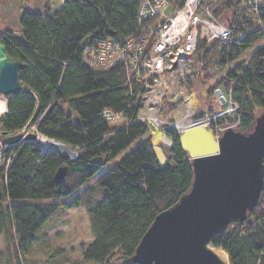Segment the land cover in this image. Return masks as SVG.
Masks as SVG:
<instances>
[{"label":"trees","instance_id":"trees-1","mask_svg":"<svg viewBox=\"0 0 264 264\" xmlns=\"http://www.w3.org/2000/svg\"><path fill=\"white\" fill-rule=\"evenodd\" d=\"M140 3L65 0L55 13L25 12L20 31L0 32L7 57L22 64L19 81L26 89L6 96L2 133L12 135L31 127L77 150L72 159L39 141H23L6 152L8 156L13 151L15 156L8 169L0 167V238L7 249L13 248L14 264H23L19 249L24 251L25 245L37 239L60 206L87 210L93 240L83 249L85 263L138 264L132 258L155 218L192 188V162L181 148L180 134L166 131L173 147L162 165L147 125L137 122L141 102L130 95L131 89L136 92L138 88L134 76L128 78L121 65L98 71L83 64L85 52L98 41L123 40L139 33ZM237 4L238 0H219L215 15L226 20L235 33L250 34L241 45L217 42L210 46L203 73L209 77L211 57L226 68L253 48L249 61L236 63L213 86L231 90L241 116L237 130L249 133L258 113L264 112V47L256 46L264 40V31H255V11L238 10ZM257 17L264 24V5ZM106 111L121 113L124 125L114 126ZM231 121L226 118L220 123ZM134 145L94 186L84 189L104 166ZM63 167L65 179L57 182L56 173ZM65 199L70 200L61 203ZM212 246L225 251L229 264H264V187L247 220L232 222Z\"/></svg>","mask_w":264,"mask_h":264},{"label":"water","instance_id":"water-1","mask_svg":"<svg viewBox=\"0 0 264 264\" xmlns=\"http://www.w3.org/2000/svg\"><path fill=\"white\" fill-rule=\"evenodd\" d=\"M0 43V94L9 96L26 89L19 81L20 62L10 60ZM8 104V102H7ZM155 135L165 136L149 124ZM6 137L5 147L38 141L36 133ZM181 148L192 162L191 190L171 209L160 213L142 238L132 258L138 264H229L213 250V240L234 221L244 222L257 205L264 187V112L249 133L226 129L217 138L212 129L199 125L180 133ZM55 149L74 158L76 151ZM173 147V144H172ZM66 168L56 173L62 182Z\"/></svg>","mask_w":264,"mask_h":264},{"label":"built area","instance_id":"built-area-1","mask_svg":"<svg viewBox=\"0 0 264 264\" xmlns=\"http://www.w3.org/2000/svg\"><path fill=\"white\" fill-rule=\"evenodd\" d=\"M218 1L141 0L138 12L139 33L123 40L105 38L98 41L85 52L83 64L98 71L109 70L118 65L125 66L128 78L132 74L138 85L136 92L132 89L130 92L131 96L141 102L137 122L145 123L150 133L153 132L149 124H153L164 134L167 130L180 134L187 127L207 125L219 138L226 129L238 126L241 118L231 90L226 92L221 87L213 90L216 109L212 112H207L202 107L199 113L196 112V98H192V95L184 96L192 75L203 73L204 56L210 46L217 42L241 45L250 34L235 33L226 20L215 15ZM263 5L264 0H238L236 6L238 10L252 8L255 11V31H264V24L257 17V11ZM256 46L264 47V43ZM189 97L194 99L192 103ZM182 100L189 105L185 116L186 119L193 118L190 123L186 125L181 121L161 119L160 112L166 107H173L171 113L181 111L182 105L179 104ZM228 104L227 109H222ZM105 116L113 123L123 120L121 113L106 111ZM226 118L233 121L220 123L221 119ZM26 131L27 129L22 132L28 134ZM36 134L38 136L39 133ZM47 142L49 143L43 144L45 147L57 144L51 139ZM5 150L6 147L1 151ZM9 164L10 162H6L7 166Z\"/></svg>","mask_w":264,"mask_h":264},{"label":"rangeland","instance_id":"rangeland-1","mask_svg":"<svg viewBox=\"0 0 264 264\" xmlns=\"http://www.w3.org/2000/svg\"><path fill=\"white\" fill-rule=\"evenodd\" d=\"M33 0H0V32L5 30H14V31H20L22 28V16L25 12H41L43 15L45 13V0H35V6L32 3ZM65 2V0H64ZM264 43V40L262 42H259V45ZM215 44V43H214ZM213 44V45H214ZM216 49L219 51L221 49V46H216ZM252 49H248V51H245L243 54L241 60H248L251 57ZM236 62V63H238ZM229 65L226 68H222L218 65L217 58L215 56L211 57V62L209 66L208 71V78L205 76L204 73L197 72L198 75L193 76L191 81V88L186 86V91H184V96H190L194 94V97L196 98V107L195 111L200 112V107L203 109H206L207 112H212L214 109H216L215 105V98L213 95V86L216 82L223 79L227 73L235 67V64ZM197 67V66H196ZM189 94V95H188ZM192 99L191 97H189ZM209 99V100H208ZM209 101L207 104L206 102ZM184 100H182L181 109L184 110V113H182V110H175L174 113L169 112L167 110V107L163 110H161L160 117L161 119L165 120H173L174 122H183L184 124L190 123L193 118L188 117L186 119V114L189 109L188 103H183ZM183 103V104H182ZM178 105V106H179ZM188 105V106H187ZM229 107L228 105H225L222 107V109H227ZM187 108V109H186ZM263 112H260L258 114H261ZM5 115V114H4ZM3 115V116H4ZM2 116V117H3ZM0 117V119L2 118ZM74 119H76V116H74ZM114 126L121 127L124 125V120L117 121V123L113 124ZM112 125V126H113ZM233 129L237 130L238 126H233ZM28 133H36L34 128H28ZM17 134V133H16ZM164 134V133H163ZM14 135V134H12ZM165 138L170 140L169 144L165 143H159L158 147L160 148L163 159L159 157L156 147H155V137L156 135L154 133H150L149 136L151 137V143L153 145L155 154H157V158L161 161H167L170 150L172 148V140L164 134ZM39 139L38 141L42 144H48L47 138L45 136H42L41 134H38ZM6 136L1 131L0 126V143L3 138ZM45 141V142H44ZM62 144V143H59ZM19 144H14L7 146V150L0 151V167L8 169L10 164L7 166L6 162H12L11 158L14 157L13 151L17 148ZM64 145L66 148L71 149L69 146ZM135 145L127 149L126 151L122 152L117 158L110 161L106 166H104L86 185L85 188H89L91 186H94V183L97 181V179L105 173L107 170L113 168L117 163H119L130 151L134 149ZM1 148L4 149L5 146L1 144ZM9 150H13L11 154L6 156V152ZM74 151V150H72ZM77 152V150H76ZM76 157V156H75ZM72 158V159H75ZM159 161V160H158ZM166 162V163H167ZM4 164L6 166H4ZM83 190V189H82ZM81 190V191H82ZM97 190V189H96ZM99 191V190H97ZM97 196L99 192H96ZM70 199H65L61 201V203H66V201H69ZM93 236L91 232V226L89 221V216L87 213V210L85 208H64L63 206H60L56 213L52 216V218L43 226V228L39 231L37 235V239L32 242L29 245H25V249H19L20 257L22 259L23 264H89L85 263L83 260V249L92 242ZM12 243V242H11ZM10 243V244H11ZM13 244V243H12ZM19 248V247H18ZM16 261V255L13 251V248H6V243L4 238H0V264H14ZM228 255L226 263H228Z\"/></svg>","mask_w":264,"mask_h":264},{"label":"bare ground","instance_id":"bare-ground-1","mask_svg":"<svg viewBox=\"0 0 264 264\" xmlns=\"http://www.w3.org/2000/svg\"><path fill=\"white\" fill-rule=\"evenodd\" d=\"M192 98L194 97L193 95L191 96ZM191 103L194 99H190ZM7 112V99L5 96H3L2 94H0V117H2L4 114H6ZM205 126V125H204ZM207 126V125H206ZM208 127V126H207ZM190 128V127H187ZM186 128V129H187ZM159 143H165V144H169L170 140H168L167 138H165L163 135H156L155 137V147H156V151L159 155V157H163L162 152L160 150V148L158 147ZM57 148L63 149L66 148L64 145L62 144H58L56 145ZM2 150L1 148V143H0V151ZM163 159V158H162ZM212 250L223 260L226 262L227 260V254L225 253V251H223L220 248H215L213 247Z\"/></svg>","mask_w":264,"mask_h":264},{"label":"crops","instance_id":"crops-1","mask_svg":"<svg viewBox=\"0 0 264 264\" xmlns=\"http://www.w3.org/2000/svg\"><path fill=\"white\" fill-rule=\"evenodd\" d=\"M32 3L34 5L35 0H33ZM63 5H64V0H45V10H49L51 13H55V12L59 11L60 9H62ZM38 12H39V9H38ZM39 13H41V12H39ZM208 102L209 101H207L206 104ZM156 156H157V154H156ZM158 160H159L160 164H162V165H164L167 162L166 160L161 161L159 159V157H158Z\"/></svg>","mask_w":264,"mask_h":264}]
</instances>
